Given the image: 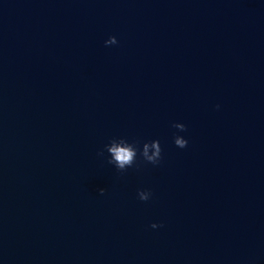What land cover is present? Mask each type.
Masks as SVG:
<instances>
[{
    "label": "water",
    "instance_id": "obj_1",
    "mask_svg": "<svg viewBox=\"0 0 264 264\" xmlns=\"http://www.w3.org/2000/svg\"><path fill=\"white\" fill-rule=\"evenodd\" d=\"M0 264H264V0H0Z\"/></svg>",
    "mask_w": 264,
    "mask_h": 264
},
{
    "label": "clouds",
    "instance_id": "obj_2",
    "mask_svg": "<svg viewBox=\"0 0 264 264\" xmlns=\"http://www.w3.org/2000/svg\"><path fill=\"white\" fill-rule=\"evenodd\" d=\"M105 45H114L117 43L115 37H109L105 42ZM173 127L180 130L186 131V128L183 124H173ZM174 144L179 148H185L187 146V140L183 139L180 136L174 137ZM151 147L153 149L152 154H148V149ZM107 153L110 158L108 163L115 166L118 171L123 172L126 168L132 167L137 156V149L133 144L125 142L124 139H121L120 143H116L115 139L111 140L109 144L105 145ZM98 155H103V152L98 153ZM140 156L144 161L156 165L159 163L161 158V148L159 141L153 140L150 143L145 142L140 149ZM100 194L104 193V189H99ZM137 196L141 201L149 200L151 193L147 190H138ZM152 228H157L158 225L153 223L150 225Z\"/></svg>",
    "mask_w": 264,
    "mask_h": 264
}]
</instances>
